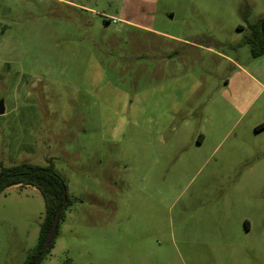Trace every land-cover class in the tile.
Wrapping results in <instances>:
<instances>
[{
  "label": "rangeland",
  "instance_id": "obj_1",
  "mask_svg": "<svg viewBox=\"0 0 264 264\" xmlns=\"http://www.w3.org/2000/svg\"><path fill=\"white\" fill-rule=\"evenodd\" d=\"M262 16L0 0V171L52 162L73 200L39 264H264V54L241 42ZM44 214L31 184L0 193V264L27 260Z\"/></svg>",
  "mask_w": 264,
  "mask_h": 264
},
{
  "label": "trees",
  "instance_id": "obj_2",
  "mask_svg": "<svg viewBox=\"0 0 264 264\" xmlns=\"http://www.w3.org/2000/svg\"><path fill=\"white\" fill-rule=\"evenodd\" d=\"M242 26H239L241 28ZM249 32L245 33L241 42L250 45L254 56L264 54V16L249 25ZM31 184L42 193L45 201V214L40 223L39 238L35 247L30 251L27 260L22 264H33L41 255V259L54 246L55 238L59 233L60 223L64 219L67 209L73 203L68 192V185L64 177L55 169L53 163L46 166L31 162H21L0 171V193L11 185ZM60 217L56 232L48 248L43 251L45 239L52 226L57 211Z\"/></svg>",
  "mask_w": 264,
  "mask_h": 264
},
{
  "label": "water",
  "instance_id": "obj_3",
  "mask_svg": "<svg viewBox=\"0 0 264 264\" xmlns=\"http://www.w3.org/2000/svg\"><path fill=\"white\" fill-rule=\"evenodd\" d=\"M5 112V103H4V99H0V114H3ZM59 217H60V210L57 211L55 218L53 220L52 226L49 230V233L45 239L44 245H43V251H45L48 246L50 245V242L56 232L57 226H58V222H59ZM41 259V255H39L33 264H39V261Z\"/></svg>",
  "mask_w": 264,
  "mask_h": 264
},
{
  "label": "crops",
  "instance_id": "obj_4",
  "mask_svg": "<svg viewBox=\"0 0 264 264\" xmlns=\"http://www.w3.org/2000/svg\"><path fill=\"white\" fill-rule=\"evenodd\" d=\"M16 185H19V184H16ZM246 226L248 227V223L246 222Z\"/></svg>",
  "mask_w": 264,
  "mask_h": 264
}]
</instances>
